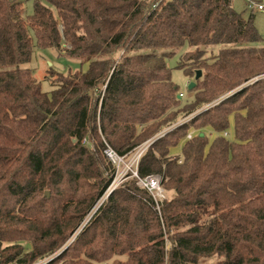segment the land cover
Masks as SVG:
<instances>
[{
	"label": "trees",
	"instance_id": "obj_1",
	"mask_svg": "<svg viewBox=\"0 0 264 264\" xmlns=\"http://www.w3.org/2000/svg\"><path fill=\"white\" fill-rule=\"evenodd\" d=\"M42 1L29 15L0 0V264H264L255 13L232 0ZM36 49L87 69L50 68L46 92L25 67ZM177 56L191 101L168 65ZM155 137L139 174L162 176L170 197L158 209L133 178L84 225L115 177L106 144L126 156Z\"/></svg>",
	"mask_w": 264,
	"mask_h": 264
},
{
	"label": "rangeland",
	"instance_id": "obj_2",
	"mask_svg": "<svg viewBox=\"0 0 264 264\" xmlns=\"http://www.w3.org/2000/svg\"><path fill=\"white\" fill-rule=\"evenodd\" d=\"M23 1H25V9H26L27 13L29 15L33 14V12H34V1L35 0H23ZM42 2L44 5L49 6L46 1L43 0ZM232 6L237 12H244L245 16H249V14L251 13L247 9L246 0H232ZM255 15H256L255 24L257 26V29H258L260 35L264 37V13H255ZM247 46L261 48V47H264V41L257 43V44H247ZM221 48L222 47H215L212 49V51L215 53H218ZM121 55H122V53H118L116 55V58L120 57ZM178 60H179V57L177 56V57L168 61V65L172 69L173 81L176 83V85L179 86L180 92H181L180 95L181 94L185 95V99H183V100L184 101H191L192 100V94L190 93L189 88H188L189 84L191 83V80L186 76V74L184 73L183 70H180L177 68ZM25 67L33 70L36 77L40 81H42V88L46 92H51L53 89L52 84L49 80L43 81L45 79V76L49 72L50 68H52L54 71L61 72L64 74L68 73L69 71L76 72V71H80V70L85 71L87 69V65H83L81 59L69 58V57L64 56V55H59L58 52L54 49H47V50L36 49L34 52V55H33L32 62L30 64L25 65ZM103 91H104V88L102 87L101 89L98 90L97 93L101 94V96H102ZM207 107H209V106L202 107L199 109V111H197L193 114L184 116L180 120H183L185 118H189L190 116L195 115L196 113H199L200 111H202L203 109H205ZM168 130H170V129L168 128L165 131H163L164 134H166L168 132ZM225 135L227 136V134H225ZM228 135L230 136V138L233 139V136H234L233 135V126H231V129H230ZM181 153H182V146H178L172 150V157H175L176 155H181ZM116 177H117V171L115 173V177H114L113 181L115 180ZM131 179H133V178L128 177L119 185V187L124 182H127L128 180H131ZM113 181H112V183H113ZM136 185H137V183H136ZM107 191L101 197V199L98 201V203L95 205V207L93 208V211H91V213L86 217L84 225H86V223H88L92 219V217L94 215L93 214L94 210L96 209V207H98V204L100 202H102ZM166 194H167V198H169L171 195L169 192H166ZM170 249H171V244L168 243L167 251H169ZM47 260L48 259H45L42 262H45ZM216 261H218V258H215V260L211 261L210 263H214ZM42 262H40V264Z\"/></svg>",
	"mask_w": 264,
	"mask_h": 264
},
{
	"label": "built area",
	"instance_id": "obj_3",
	"mask_svg": "<svg viewBox=\"0 0 264 264\" xmlns=\"http://www.w3.org/2000/svg\"><path fill=\"white\" fill-rule=\"evenodd\" d=\"M246 6L250 12L264 13V0H246ZM183 96H184L183 94L180 95V97ZM192 117H194V115L190 116L189 118L180 120L178 123L170 127L169 128L170 130L168 131H171L177 126H180L188 122L189 120H191ZM163 135L164 132L158 135L157 137ZM193 135L194 133H189L186 139L187 140L192 139ZM157 137L144 142L143 144L138 146L133 152H131L126 156L119 155L114 149H112L109 145L106 144L104 154L110 160V162L115 166L117 171V177L111 184L102 202H100L98 204V207H96V209L94 210L93 214H95L98 211V209L102 206V203L105 202V200L109 197V195L113 191H115L119 187V185L128 177H132L136 179L137 185L140 188L147 190L151 194V196L153 197L156 203L157 208L160 209V204L167 199V194L162 187V181H163L162 176L158 174H153L143 178L139 174V165L141 159L148 151L150 146L153 144V142L157 139ZM84 143H86V141Z\"/></svg>",
	"mask_w": 264,
	"mask_h": 264
},
{
	"label": "water",
	"instance_id": "obj_4",
	"mask_svg": "<svg viewBox=\"0 0 264 264\" xmlns=\"http://www.w3.org/2000/svg\"><path fill=\"white\" fill-rule=\"evenodd\" d=\"M201 75H202L201 71H198L196 75V80H198L201 77ZM195 85H196L195 82H191L188 86L189 90H192L195 87Z\"/></svg>",
	"mask_w": 264,
	"mask_h": 264
}]
</instances>
